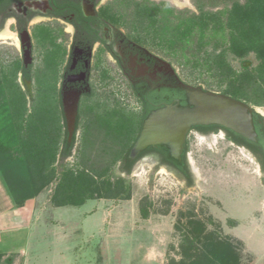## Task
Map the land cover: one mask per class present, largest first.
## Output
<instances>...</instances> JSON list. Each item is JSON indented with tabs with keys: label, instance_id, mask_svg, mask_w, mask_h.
<instances>
[{
	"label": "trees",
	"instance_id": "1",
	"mask_svg": "<svg viewBox=\"0 0 264 264\" xmlns=\"http://www.w3.org/2000/svg\"><path fill=\"white\" fill-rule=\"evenodd\" d=\"M192 1L197 13L175 10L166 2L112 0L101 7L99 16L127 29L138 44L156 48L180 65L190 64L198 76L204 72L214 78L221 95L264 107V0ZM218 4L223 9L213 11ZM34 39L38 45L49 42L52 47L43 56V66L35 69L34 78L15 56L0 51V175L7 194L17 208L53 183L50 201L55 207H80L101 198H128L126 181L114 172L129 175L143 155L130 159L141 129V114L118 103L109 106L98 99H83L70 135L55 77L64 49L43 26L35 27ZM250 55L257 61L253 67L235 70L228 61L231 57L242 63ZM19 71L25 81L32 82L34 96L30 103L17 81ZM257 122L264 136V118L257 115ZM219 129L230 142L251 152L264 173V156L256 148L219 127L199 130L209 134ZM158 155L161 165L174 168L161 153ZM70 158L71 163L67 161ZM183 162L185 179L191 184L186 160ZM206 243L215 247L212 242ZM207 246L209 250L211 246ZM210 255L192 264H216L214 260L225 264L221 255ZM5 261L12 264L10 258Z\"/></svg>",
	"mask_w": 264,
	"mask_h": 264
},
{
	"label": "rangeland",
	"instance_id": "2",
	"mask_svg": "<svg viewBox=\"0 0 264 264\" xmlns=\"http://www.w3.org/2000/svg\"><path fill=\"white\" fill-rule=\"evenodd\" d=\"M149 1L197 13L192 0L180 8L172 0ZM222 9L218 4L213 11ZM1 46L0 42V51L14 53L13 47ZM145 47L172 63L182 85L220 94L214 78L204 72L198 76L190 64L180 65L156 48ZM228 61L235 70L257 64L253 55L242 63L231 57ZM109 83L105 87L97 85L99 91L105 88L108 93L101 91L95 98L136 112L139 105L127 96L130 92L122 81L116 78ZM19 84L28 90L24 81ZM180 89L157 87L145 93L144 99L148 102ZM30 93L29 103L34 90ZM74 101L67 107H73ZM65 104L66 117L69 109ZM247 106L264 118V107ZM72 115L75 117L76 112ZM185 146L191 184L182 171L161 165L152 154L137 162L129 175L115 170L114 176L123 178L129 188L126 199L101 198L80 207H55L50 201L55 183L49 184L31 199L33 202L28 200L30 203L20 207V218L29 219L16 234L25 255L11 257L13 264H192L210 254L221 255L225 264H264V173L255 158L230 142L223 131L204 135L191 132ZM67 161L71 163L72 159ZM3 190L0 175V208L5 206V199L10 201L8 207L14 208ZM207 245L211 246L209 250Z\"/></svg>",
	"mask_w": 264,
	"mask_h": 264
},
{
	"label": "flooded vegetation",
	"instance_id": "3",
	"mask_svg": "<svg viewBox=\"0 0 264 264\" xmlns=\"http://www.w3.org/2000/svg\"><path fill=\"white\" fill-rule=\"evenodd\" d=\"M104 1L0 0V32L7 27L8 31L15 35V39L0 40L1 47L4 48L6 44L14 48V53L10 51L11 54L20 61L24 70L30 69V78L35 77V69L43 66V56L49 54L52 49L49 42H44L43 45L36 43L35 27L43 26L50 30L56 36L55 44L64 49L65 54L55 69V77L66 125L67 120L64 114L66 97L67 104L77 99L76 120L81 101L89 99L87 101L92 102L93 99L95 101V96L101 94V91L108 93L105 88L99 91L97 85L102 84L105 87L116 78L122 81L130 92L127 96L134 100L137 106L139 105L136 113H140L142 118L145 111V93L157 87L179 88L181 86L176 69L171 62L132 40L129 31L127 34L124 33L126 30L124 27H116L99 16L101 7L111 3L109 0H106V3H103ZM17 81L25 82L28 90L24 91L30 95L33 85L32 82L25 81L22 71L17 73ZM199 129L200 127L193 128L188 134L196 132L204 135ZM158 153L160 152L147 149L139 154H143L140 160L150 154L159 158ZM185 153L186 146L183 159H185ZM249 153L258 164L257 158L251 152ZM180 171L185 178L184 165Z\"/></svg>",
	"mask_w": 264,
	"mask_h": 264
},
{
	"label": "water",
	"instance_id": "4",
	"mask_svg": "<svg viewBox=\"0 0 264 264\" xmlns=\"http://www.w3.org/2000/svg\"><path fill=\"white\" fill-rule=\"evenodd\" d=\"M77 99L67 111V127L74 130ZM67 109V110H68ZM257 113L246 104L225 95L181 84L172 94H161L145 102L139 136L131 151L135 159L147 149L159 151L164 159L182 170L185 140L193 128L219 127L264 156V136L257 122Z\"/></svg>",
	"mask_w": 264,
	"mask_h": 264
},
{
	"label": "crops",
	"instance_id": "5",
	"mask_svg": "<svg viewBox=\"0 0 264 264\" xmlns=\"http://www.w3.org/2000/svg\"><path fill=\"white\" fill-rule=\"evenodd\" d=\"M3 192L6 193L4 190ZM0 194L2 195V193ZM4 197L7 198L6 196ZM4 202L5 206L0 208V262L8 258L11 259L14 256L23 257L25 255L23 248L18 244L16 234H18L20 228L27 224L29 220L26 221V219L20 218V213L23 212V208L8 207L10 201H6L5 199ZM30 202L33 201L30 200ZM30 202L27 201L26 203L28 204ZM30 217L28 216V218Z\"/></svg>",
	"mask_w": 264,
	"mask_h": 264
},
{
	"label": "bare ground",
	"instance_id": "6",
	"mask_svg": "<svg viewBox=\"0 0 264 264\" xmlns=\"http://www.w3.org/2000/svg\"><path fill=\"white\" fill-rule=\"evenodd\" d=\"M172 3L176 5L177 7H186L189 5L187 0L184 1H178V0H172ZM7 39H15V35L8 31L7 27L0 32V40H7ZM190 164L193 165V160L190 158ZM193 170L196 174H198L197 169L193 167Z\"/></svg>",
	"mask_w": 264,
	"mask_h": 264
}]
</instances>
